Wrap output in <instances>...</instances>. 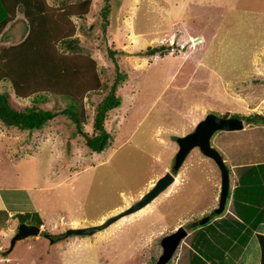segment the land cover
<instances>
[{
    "label": "rangeland",
    "instance_id": "374dc122",
    "mask_svg": "<svg viewBox=\"0 0 264 264\" xmlns=\"http://www.w3.org/2000/svg\"><path fill=\"white\" fill-rule=\"evenodd\" d=\"M61 1L42 0L46 13H58ZM64 1L83 9L79 0ZM89 5L85 14L71 17L87 57L57 73L63 76L60 82L85 83L76 95L88 134L94 131L98 101L117 73L123 74L115 90L121 104L109 109L105 119L109 144L91 150L71 118L60 112L69 104L67 97L46 89L36 105L56 114L42 127L19 129L0 120V195L8 203L0 208V253L9 256L0 264H150L161 253L162 236L179 228L187 234L165 264L216 263L228 248L236 256L232 246L239 244L234 242L244 237L246 227L229 228L218 218L226 210L213 212L220 171L198 147L187 154L174 181L141 209L92 234L64 232L99 223L172 171L176 136L192 130L208 112L256 115L253 121L243 118L241 129L217 130L211 136L232 176L238 174L232 164L264 161V0H91ZM16 17L0 29V47L7 54L18 53L8 46L28 34L19 11ZM47 18L54 21L53 13ZM155 45H162L161 50L141 53ZM10 84L0 81V92H6L13 107L35 103V94L19 97ZM256 167L261 168L256 180L254 174L244 180L239 173V196L247 203L253 190L243 192L246 183L264 188V163ZM13 211L38 213L41 230L17 239L8 250L18 222ZM191 247L197 251L192 262Z\"/></svg>",
    "mask_w": 264,
    "mask_h": 264
},
{
    "label": "trees",
    "instance_id": "16d2710c",
    "mask_svg": "<svg viewBox=\"0 0 264 264\" xmlns=\"http://www.w3.org/2000/svg\"><path fill=\"white\" fill-rule=\"evenodd\" d=\"M73 2L76 4V1ZM90 2L91 0H79L77 6L80 5L81 9H83L77 11L74 9L76 7L74 4L67 6L65 1L62 0L63 9H58V13H54L57 9L46 13L42 0H0L1 9L4 11V16H0V29L5 26L8 20H18V17H16L18 11L22 14L23 18L21 20L24 21L26 29H28V34L21 38L17 44L8 46L9 48L17 47L18 53L15 51L7 54L6 48L0 47V81L11 83L10 85L15 95L19 97L35 94L33 96L35 103L23 109H17L9 103L6 92H0V120L5 125L33 130L42 127L47 120L54 117L55 111L36 105V101H40L44 97L42 93L44 91L42 90L46 89V92L67 97L69 104L64 106L60 112L71 118L77 132L84 136L85 143L91 150L101 151L107 147L111 133L105 128V119L109 109L121 104V96L115 90L120 79L123 78V74L121 72L117 73L109 89L98 101L93 117V129L95 132L88 134L82 128L81 104L76 95L80 87H84L85 83L77 81L66 84L60 82L63 81V76L57 73L64 66L80 64V57L85 55L79 44L80 37L76 34L77 25L71 17L75 14H79V16L85 14L82 11H85L90 6ZM106 10H108L107 3L102 8L103 15ZM52 13L54 21L51 20V23H49L47 17ZM57 46L61 47L62 50L59 51ZM161 46L148 47L141 53L149 54L160 51ZM64 51H67V53L65 54ZM108 52L111 54V49ZM16 54H19L18 60L10 64ZM85 56L87 57V55ZM15 68L19 69L18 72L14 71ZM32 70H34V73L30 75ZM53 84L58 86L59 89L65 90H57L54 86L52 89L45 88ZM222 115H227V113ZM231 115L245 118L247 121H253L256 116L254 114L244 115L238 112H233ZM228 171L231 173L229 167ZM37 215L39 214L29 211L15 213L17 221L39 225L41 221L37 219ZM46 233L50 234L47 231ZM57 236L60 237L62 235ZM257 237L261 251L260 264H264V234L258 233Z\"/></svg>",
    "mask_w": 264,
    "mask_h": 264
},
{
    "label": "water",
    "instance_id": "95a60500",
    "mask_svg": "<svg viewBox=\"0 0 264 264\" xmlns=\"http://www.w3.org/2000/svg\"><path fill=\"white\" fill-rule=\"evenodd\" d=\"M200 38L201 37L199 36L194 37V41ZM243 127V118L233 115H219L213 112H208L204 115L203 118L197 121L192 130L185 134L176 136L178 147L174 154L172 171L166 170L163 174L158 176L153 184L132 203L120 209L119 211L110 214L99 223L68 227L65 233L68 235L92 234L95 231L108 226L118 218L141 209L174 181V173H177L185 157L194 147H198L202 153L212 158L219 168L220 189L218 195V205L213 209V212L220 213L225 207L230 190L229 171L222 154L216 147L211 144V136L217 130H237ZM40 230V225L34 223L19 222L17 230L11 237L8 250L12 249L17 239H22L29 235L38 234ZM186 234L187 232L184 230V228H179L162 236V238L160 239L162 251L158 255L156 261L152 264H165L172 257L174 251Z\"/></svg>",
    "mask_w": 264,
    "mask_h": 264
},
{
    "label": "crops",
    "instance_id": "0c3cea01",
    "mask_svg": "<svg viewBox=\"0 0 264 264\" xmlns=\"http://www.w3.org/2000/svg\"><path fill=\"white\" fill-rule=\"evenodd\" d=\"M16 21V20H15ZM18 22V21H17ZM21 24V23H19ZM13 23L11 24V26ZM18 25V24H17ZM11 40V39H10ZM3 42V41H2ZM264 161H255V162H249L248 164H232L231 167L235 168V170L238 172L236 173L235 177L232 176L234 172L232 171L230 173V176L232 177L230 179V182L233 181L232 187L229 190V194L227 197V201L225 204L224 211L226 212L223 214V216H219L220 220H223V222L227 223L230 227L233 226H239L245 231L243 234L247 231H250L249 234H244V237H240L237 239V241L234 242L237 243L239 240L238 245H233L232 247H237V255L233 256L229 248L225 249V251L222 254V259H216V263L212 264H260V245L258 242L257 234H264V188L262 187L258 190H256V185L253 184L249 185V183H246L245 187L242 188L243 192H249L252 194L251 190H253V195L249 196L250 199H248L250 202L247 203V199L244 198V196H239L240 192L239 190L242 187L241 182H243V179H247L249 176V179L251 180L252 175L254 174L253 180H256L257 174L261 172V168H257L256 166H259L260 164H263ZM251 166V168L249 167ZM237 167V168H236ZM243 167V171L242 168ZM240 168V169H239ZM240 172H243L239 174ZM240 175V176H239ZM248 179V180H249ZM260 181V179H258ZM246 201V202H245ZM4 203V205H3ZM2 204V205H1ZM8 205V203L4 200V198L0 195V208L3 210L6 208L5 206ZM14 213H17L13 211ZM13 212L9 213L14 214ZM223 218V219H222ZM219 219H217L218 221ZM219 220V221H220ZM217 230L218 227H215ZM234 235H238L237 233H233ZM208 239L209 242L214 241V239H210L207 236L204 237V239ZM213 245V244H212ZM1 248V247H0ZM192 251L189 252L188 259L190 262L193 260V253H196V248L193 247ZM2 255V256H1ZM6 258V260L9 259V256L6 254L0 253V259L1 261ZM226 260L224 262H221L223 260ZM234 260V261H233ZM233 262V263H232ZM5 264V263H4Z\"/></svg>",
    "mask_w": 264,
    "mask_h": 264
},
{
    "label": "flooded vegetation",
    "instance_id": "af4514ba",
    "mask_svg": "<svg viewBox=\"0 0 264 264\" xmlns=\"http://www.w3.org/2000/svg\"><path fill=\"white\" fill-rule=\"evenodd\" d=\"M19 222H20V221L17 222V225H16V227H15L16 230H17V227H18ZM16 230H15V231H16ZM65 231H66V230H65ZM43 233H44V232H43ZM64 233H65V232H64ZM65 234H66V233H65ZM63 235H64V234H63ZM160 245H161V243H160ZM161 251H162V246H161ZM157 257H158V256H157ZM156 259H157V258H156ZM156 259H155L152 263H154V262L156 261ZM152 263H150V264H152Z\"/></svg>",
    "mask_w": 264,
    "mask_h": 264
}]
</instances>
